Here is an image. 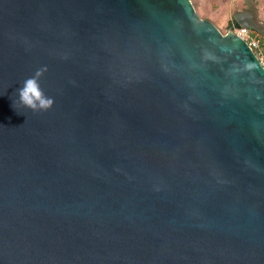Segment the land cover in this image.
<instances>
[{
	"label": "water",
	"instance_id": "obj_1",
	"mask_svg": "<svg viewBox=\"0 0 264 264\" xmlns=\"http://www.w3.org/2000/svg\"><path fill=\"white\" fill-rule=\"evenodd\" d=\"M0 264H264L247 45L190 0H0Z\"/></svg>",
	"mask_w": 264,
	"mask_h": 264
},
{
	"label": "clouds",
	"instance_id": "obj_2",
	"mask_svg": "<svg viewBox=\"0 0 264 264\" xmlns=\"http://www.w3.org/2000/svg\"><path fill=\"white\" fill-rule=\"evenodd\" d=\"M41 73H37V77ZM18 101L21 106L34 112L47 111L53 104L52 98L45 95L36 77H30L23 81L17 89Z\"/></svg>",
	"mask_w": 264,
	"mask_h": 264
},
{
	"label": "rangeland",
	"instance_id": "obj_3",
	"mask_svg": "<svg viewBox=\"0 0 264 264\" xmlns=\"http://www.w3.org/2000/svg\"><path fill=\"white\" fill-rule=\"evenodd\" d=\"M190 1H192L193 3L195 1L194 10L197 16L202 20H205L206 16H209L210 13L215 12L217 9L216 5L208 3L207 0H204V5L202 6H200L199 1L197 0H190ZM245 9L256 11L257 16H258V22L264 26V0H240L239 3H237V5L234 6L232 11H239V10H245ZM258 10L260 12V18H259ZM206 21H209V20H206ZM209 22L212 23L214 26H215L214 23H216L220 27V29L217 27L216 28L220 31L221 34L227 33L228 28L224 26L225 21L214 19ZM258 37L262 38V36L260 35H258ZM261 42H262V46L264 47V38Z\"/></svg>",
	"mask_w": 264,
	"mask_h": 264
},
{
	"label": "crops",
	"instance_id": "obj_4",
	"mask_svg": "<svg viewBox=\"0 0 264 264\" xmlns=\"http://www.w3.org/2000/svg\"><path fill=\"white\" fill-rule=\"evenodd\" d=\"M197 1H199L200 6L204 5V0H197ZM207 1H208V3L216 5L217 9L215 12L210 13L209 16H206L205 20L212 21L215 19V20L225 21L224 26L227 28H229L231 26L239 27L235 23L233 16L236 12H242L244 10L232 11V9L234 8L235 5H237V3H239L240 0H207ZM190 2L192 3V5L194 7L195 1H194V3L192 1H190ZM245 10H249V9H245ZM251 11L254 13V15L256 16V19L258 20V16H257L256 11H254V10H251ZM258 14H259V18H260L259 10H258ZM214 24L217 28L220 29V27L216 23H214ZM260 39L262 41L263 37Z\"/></svg>",
	"mask_w": 264,
	"mask_h": 264
},
{
	"label": "built area",
	"instance_id": "obj_5",
	"mask_svg": "<svg viewBox=\"0 0 264 264\" xmlns=\"http://www.w3.org/2000/svg\"><path fill=\"white\" fill-rule=\"evenodd\" d=\"M227 33H231L242 40L252 51L264 70V47L262 46L261 39L254 32L244 27L231 26L228 28Z\"/></svg>",
	"mask_w": 264,
	"mask_h": 264
}]
</instances>
